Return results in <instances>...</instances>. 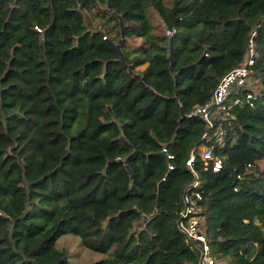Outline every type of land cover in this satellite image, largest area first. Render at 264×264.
I'll use <instances>...</instances> for the list:
<instances>
[{
    "label": "trees",
    "instance_id": "obj_1",
    "mask_svg": "<svg viewBox=\"0 0 264 264\" xmlns=\"http://www.w3.org/2000/svg\"><path fill=\"white\" fill-rule=\"evenodd\" d=\"M253 33L260 90L214 172L189 115ZM192 150L219 264H264V0H0V264H70L67 234L110 255L93 264H197L177 229Z\"/></svg>",
    "mask_w": 264,
    "mask_h": 264
},
{
    "label": "built area",
    "instance_id": "obj_2",
    "mask_svg": "<svg viewBox=\"0 0 264 264\" xmlns=\"http://www.w3.org/2000/svg\"><path fill=\"white\" fill-rule=\"evenodd\" d=\"M160 27L165 30V35L168 38L174 35V31L167 29L162 20H160ZM37 31L40 32L38 28ZM102 36L103 40L108 39L107 34L103 31ZM254 37L255 33L249 40L247 52L241 64L227 72L219 80L210 99L197 106L189 115V117L200 118L207 125L203 139L210 144L203 147L201 157L205 165L214 172H219L223 168V158L215 156V148L225 146L227 129L236 119L234 109L247 105L253 107L257 99L258 92L253 89V69L258 59ZM163 153L168 159H173L166 148L163 149ZM194 163L195 155L192 150L185 165L194 174L195 180L184 190L177 229L199 254L197 264H219L212 250L214 240L209 236L204 226V208L201 204L203 193L198 176L193 169ZM169 169L172 170L173 167L169 166ZM237 179L243 181L245 177L243 174H239ZM234 191H237V188Z\"/></svg>",
    "mask_w": 264,
    "mask_h": 264
},
{
    "label": "rangeland",
    "instance_id": "obj_3",
    "mask_svg": "<svg viewBox=\"0 0 264 264\" xmlns=\"http://www.w3.org/2000/svg\"><path fill=\"white\" fill-rule=\"evenodd\" d=\"M88 23H90L91 30H100L107 34L108 38H113L115 35L112 34L111 28L115 21L111 19V16L103 11L94 9L91 12H86ZM157 25L160 27V20L157 21ZM139 42H130L129 47L138 46ZM253 89L259 91V82L254 79ZM59 249H65L68 252V258L70 264H93L99 262L107 257L108 254L97 253L89 250L83 246L81 239L74 234H67L62 236L56 243ZM224 264V263H222Z\"/></svg>",
    "mask_w": 264,
    "mask_h": 264
},
{
    "label": "crops",
    "instance_id": "obj_4",
    "mask_svg": "<svg viewBox=\"0 0 264 264\" xmlns=\"http://www.w3.org/2000/svg\"><path fill=\"white\" fill-rule=\"evenodd\" d=\"M136 41H138L139 42V44H140V42H141V40H136ZM144 69V67L143 68H141V70H143Z\"/></svg>",
    "mask_w": 264,
    "mask_h": 264
},
{
    "label": "water",
    "instance_id": "obj_5",
    "mask_svg": "<svg viewBox=\"0 0 264 264\" xmlns=\"http://www.w3.org/2000/svg\"><path fill=\"white\" fill-rule=\"evenodd\" d=\"M164 156H166L164 153H163Z\"/></svg>",
    "mask_w": 264,
    "mask_h": 264
}]
</instances>
